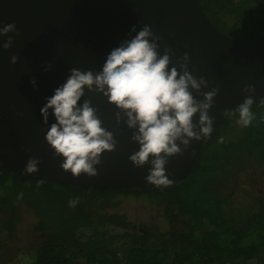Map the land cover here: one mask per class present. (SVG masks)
<instances>
[{
	"label": "water",
	"instance_id": "water-1",
	"mask_svg": "<svg viewBox=\"0 0 264 264\" xmlns=\"http://www.w3.org/2000/svg\"><path fill=\"white\" fill-rule=\"evenodd\" d=\"M13 22L15 31L0 36V172L24 173L31 157L39 159L38 171L24 174L34 179L94 189L156 187L145 181L150 165L137 167L128 159L138 145L130 139L132 130L123 123L125 118L116 123L119 109L103 95L86 91L82 97L91 101L116 141L114 150L101 154L92 177L81 173L74 178L60 168L62 158L53 155L44 140L47 125L39 113L45 97L70 68L98 71L106 54L129 38L132 25L137 30L151 26L160 37L158 51L170 49L169 66L188 54V70L207 81L200 95L192 93L196 99L217 89L208 110L214 128L246 96L264 99V31L253 42L232 39L213 25L199 0H0V27ZM8 37L12 40L4 49ZM12 55L17 56L15 63ZM47 65L51 67L45 71ZM33 77L35 88L30 83ZM248 86L251 92L245 91ZM197 119L198 113L193 123ZM205 140H192L187 148L177 141L181 151L167 157L165 164L169 179L190 174Z\"/></svg>",
	"mask_w": 264,
	"mask_h": 264
},
{
	"label": "trees",
	"instance_id": "trees-1",
	"mask_svg": "<svg viewBox=\"0 0 264 264\" xmlns=\"http://www.w3.org/2000/svg\"><path fill=\"white\" fill-rule=\"evenodd\" d=\"M199 1L232 39L253 42L264 31V0ZM236 109L197 149L190 174L168 187L94 189L0 172V264L21 250L3 244L20 238L22 223L36 238L21 264H264V190L246 185L250 200H233L239 175L264 165V99L253 102L248 127ZM127 200L156 210L165 228L104 210Z\"/></svg>",
	"mask_w": 264,
	"mask_h": 264
},
{
	"label": "clouds",
	"instance_id": "clouds-1",
	"mask_svg": "<svg viewBox=\"0 0 264 264\" xmlns=\"http://www.w3.org/2000/svg\"><path fill=\"white\" fill-rule=\"evenodd\" d=\"M14 31V22L5 24L0 27V36ZM128 37L106 54L98 71L70 68L64 81L52 90V95L45 97L39 109L42 122L47 125L44 140L53 155L62 158V170L74 178L81 173L95 176V165L100 164L101 154L114 150L116 145L113 132L102 126L91 101L82 99L86 91L99 93L119 109L115 113L116 123L123 117L125 126L132 130L130 139L138 145V150L128 159L137 167L150 165L145 176L147 183L168 187L172 180L166 175L167 157L179 153V145L187 148L192 140L211 136L213 118L208 110L217 89L203 92V98L196 99L192 93L200 95L207 81L188 70L187 53L169 66L170 49L165 47L162 53L158 51L160 37L150 25L144 24L139 30L132 25ZM11 40L12 37H8L2 47L7 49ZM10 61L15 63L17 56L12 55ZM50 67L47 65L44 70ZM30 83L34 88L37 86L35 77ZM245 91L251 92V86ZM253 102L249 95L238 105L236 122L239 126L248 127L253 123ZM197 113L198 119L193 123ZM218 139L223 141V137ZM38 164V158L30 157L23 172H37ZM78 201V196L70 199L69 206L75 207Z\"/></svg>",
	"mask_w": 264,
	"mask_h": 264
},
{
	"label": "rangeland",
	"instance_id": "rangeland-1",
	"mask_svg": "<svg viewBox=\"0 0 264 264\" xmlns=\"http://www.w3.org/2000/svg\"><path fill=\"white\" fill-rule=\"evenodd\" d=\"M260 169L250 168L247 173H243L238 177V185H240L239 190L233 196V200L237 203H246L252 197L249 193L248 187L259 188L260 191L264 190V173L263 164H258ZM247 185V186H246ZM105 211L109 213L123 214L125 217L135 225L144 226H156L157 228L164 229L165 224L161 221L159 213L153 208L147 206L141 202H135L132 200H127L123 202H110L109 205L105 206ZM22 227L19 229L18 239H8L4 241L3 250L9 251L20 247L21 250L17 251L12 255L8 264H21L27 260L25 254L27 253V243L36 238V235L32 231H29L27 226L20 224ZM9 241V242H8ZM13 253V252H11ZM248 264H253L251 261Z\"/></svg>",
	"mask_w": 264,
	"mask_h": 264
}]
</instances>
